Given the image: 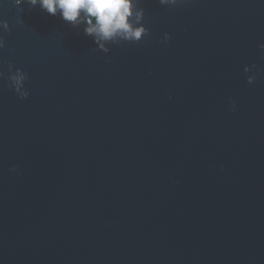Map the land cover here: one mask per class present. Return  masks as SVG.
<instances>
[{"label": "water", "instance_id": "95a60500", "mask_svg": "<svg viewBox=\"0 0 264 264\" xmlns=\"http://www.w3.org/2000/svg\"><path fill=\"white\" fill-rule=\"evenodd\" d=\"M29 7L0 0L29 76L0 78V264H264V0H144L107 54Z\"/></svg>", "mask_w": 264, "mask_h": 264}, {"label": "clouds", "instance_id": "9594fccd", "mask_svg": "<svg viewBox=\"0 0 264 264\" xmlns=\"http://www.w3.org/2000/svg\"><path fill=\"white\" fill-rule=\"evenodd\" d=\"M158 2L161 6L177 7L186 3L187 0H158ZM143 3L144 0H15L16 6L28 4L30 5L29 9H33L39 4L42 12L54 17L59 14L60 20L71 29L92 38L93 43L97 46L96 50L105 54L111 51L110 46H118L123 43L138 44L150 35V30L144 24L145 8ZM20 11L23 9L21 8ZM16 23L23 25L24 21L18 19ZM80 25H84L82 31L78 30ZM9 31V23L6 20H0V49L6 46L3 33ZM169 39V34L164 33L163 42H167ZM259 48L264 52V44H260ZM7 68L9 74L5 76L0 73V78L6 79L10 88L21 99H26L28 91L25 88V82L29 79L28 74L23 69L16 68L12 63H7ZM255 68V64L244 67L249 84L256 80V73L253 71ZM13 69L14 71H12ZM250 72L253 74L248 75ZM229 104V110L235 111L236 104L231 98ZM10 171L15 172L17 168L13 167Z\"/></svg>", "mask_w": 264, "mask_h": 264}]
</instances>
